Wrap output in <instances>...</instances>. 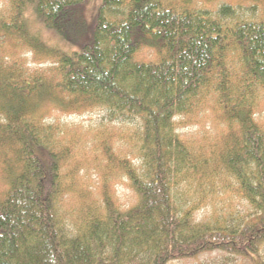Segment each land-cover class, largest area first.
Instances as JSON below:
<instances>
[{
  "label": "trees",
  "instance_id": "16d2710c",
  "mask_svg": "<svg viewBox=\"0 0 264 264\" xmlns=\"http://www.w3.org/2000/svg\"><path fill=\"white\" fill-rule=\"evenodd\" d=\"M88 1L0 0V42L10 37L52 63L30 71L0 57V116L7 119L0 147L15 154L6 159L9 188L0 200V264H170L214 252L261 261L264 128L255 116L264 94V20H242L225 3L213 13L166 0H102L88 24ZM29 12L74 48L43 44ZM144 49L155 61L135 59ZM52 105L69 114L105 109L120 125L136 122L142 172L130 157L105 151L136 194L130 208L110 194L104 172L103 210L75 232L62 222L68 154L52 126L30 128ZM205 109L225 139L195 153L178 130ZM216 177L235 181L254 209L241 223L197 219Z\"/></svg>",
  "mask_w": 264,
  "mask_h": 264
},
{
  "label": "rangeland",
  "instance_id": "374dc122",
  "mask_svg": "<svg viewBox=\"0 0 264 264\" xmlns=\"http://www.w3.org/2000/svg\"><path fill=\"white\" fill-rule=\"evenodd\" d=\"M102 0H89L84 17L88 24L92 23L98 12ZM167 3L178 4L196 8V11L207 10L216 12L222 4H231L237 7L238 17L242 20H264V0H166ZM9 7V5H8ZM31 32L40 38L43 44L61 51H70L74 47L61 39L57 33L44 26L31 12ZM5 56L6 67L14 62L24 69H48L52 65L48 58L35 56L28 47L21 46L12 38L6 37L4 44L0 42V57ZM135 59L147 62L155 61L152 50L144 49L136 54ZM232 64H238L237 57H232ZM47 108L43 120L31 119L30 128L39 127L36 131L48 129L52 126L53 133L57 135V146L68 154V163L65 162L61 170L65 179L63 186L68 190L58 200V215L73 232L80 228L86 221L103 210L104 199L102 194L103 173L107 172L110 194L122 209L130 208L137 200L136 194L130 186L129 179L119 169L114 161H109L105 151L130 157L133 165L142 172L143 161L137 150L135 124H119L105 109H94L82 113H66L52 105ZM257 115L255 118L264 128V94L257 100ZM39 114V113H38ZM193 122L179 127V133L193 146L195 153L199 147L205 146L209 152L214 143L222 146L226 131L216 124V115L208 110H200L193 116ZM183 121L186 118H182ZM0 122L5 124L4 116ZM44 127V128H42ZM20 146V145H17ZM0 200L6 197L9 182L6 178V159L15 160V154L7 145L0 147ZM53 149V145L49 146ZM44 153V150L41 151ZM6 155V156H5ZM45 157V154H42ZM205 156L197 157L196 161L203 162ZM75 166V167H74ZM69 168L74 171V178L66 176ZM109 170V171H108ZM198 192V190H197ZM198 197H201L197 195ZM254 209L237 193L235 181H227L216 177L215 186L207 185L200 209L196 217L198 220H209L223 226L241 223ZM261 261L249 262L245 259L226 256L223 253H209L197 259L175 260L170 264H264V249L261 252Z\"/></svg>",
  "mask_w": 264,
  "mask_h": 264
}]
</instances>
